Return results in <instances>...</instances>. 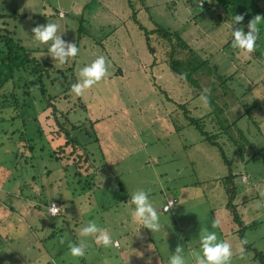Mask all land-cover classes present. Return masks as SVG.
Masks as SVG:
<instances>
[{
  "label": "rangeland",
  "instance_id": "rangeland-1",
  "mask_svg": "<svg viewBox=\"0 0 264 264\" xmlns=\"http://www.w3.org/2000/svg\"><path fill=\"white\" fill-rule=\"evenodd\" d=\"M187 1L0 0V28L27 49L47 50L50 42L34 41L31 29L52 22L79 49L76 73L97 56L106 62L99 82L54 102L65 112L74 107L72 121H92L70 132L90 156L86 165L76 168L69 156L54 158L64 138L50 134L59 126L54 119L48 126L44 104L13 109L15 115L0 109L2 117L15 116L12 123L0 121V264H158L157 252L168 254L166 244L182 236L186 223L193 234L195 217L204 226L195 235L208 229L229 241L231 264H264V121L258 118L264 110L252 101L260 90L264 99L261 39L253 48H261L259 58L240 53L230 44L231 22L200 0ZM171 55L181 57L176 68ZM204 89L206 104L199 99ZM247 89L249 97L243 96ZM48 91L57 93L60 86ZM77 102L85 108L75 107ZM185 110L223 147L227 162L184 117ZM212 117L229 118V129L218 131ZM234 185L229 210L227 188ZM139 188L149 191L158 212L157 233L130 219L129 198ZM169 197L178 198V219L161 211ZM51 199L61 203L56 217L47 213ZM213 219L217 228L210 227ZM90 221L107 231L109 247L78 237ZM78 239L87 241L85 255L72 257L68 247ZM115 240L121 250L113 248ZM241 240L247 242L243 254ZM195 245L197 253L198 238Z\"/></svg>",
  "mask_w": 264,
  "mask_h": 264
},
{
  "label": "trees",
  "instance_id": "trees-1",
  "mask_svg": "<svg viewBox=\"0 0 264 264\" xmlns=\"http://www.w3.org/2000/svg\"><path fill=\"white\" fill-rule=\"evenodd\" d=\"M200 1H202L204 5L209 6L213 11L219 12L218 16L222 18L223 21L225 20L231 22L233 29L242 28L243 30H245L247 29V24L250 20H252L257 15L261 16L262 19L258 23V31H260V33L257 34V36L260 37H257V39H261L259 45L262 46V51L264 50V6L261 3L262 0ZM189 2L190 1L188 0L187 3ZM234 15L243 16V19L239 24L232 23L231 18ZM11 17L17 18L22 16L14 14ZM166 33L169 32L159 30V35H165ZM155 34L156 33H153V35ZM0 43L3 47H1L0 49V109H9L12 113H14L13 109L19 110V108L22 106H29L30 104L33 105V103L38 101L40 104H44L43 110L45 111V117L49 118L48 126L50 125L51 121H53L52 119H54L56 124L59 126L58 130L52 131L50 132V134L54 137L56 136L57 138L61 136H63L61 138H64L63 142L58 145L55 149V152L53 153L55 155L54 158L61 160L63 158H68L69 156L72 160V164L76 168L80 167L82 164L86 165L90 159V156L87 152L81 151V144L76 140V137L72 138L70 136V132H73L74 130H79L81 126L84 127L87 122L90 121L92 123V121L87 118L85 119V122L82 123L72 121L71 119H69V114L71 111H74V107H70L69 110H66L65 112L64 110H59L54 104V102L60 97H64L65 99H67L70 92H72L71 85L75 83L77 79V55L66 61L65 64L58 66L53 63L51 58L47 55V50L27 49L25 46L22 45V42L20 40H16L11 37L9 35V32L3 28H0ZM256 43H258V40H256ZM259 50L261 51V48H259ZM260 51L255 53L253 50L251 54L259 58L261 56V54L259 53ZM174 55L175 52L173 56ZM173 56L171 60V67L176 68L175 62L180 61L181 57L179 56L178 60H174ZM259 60H261V58H259ZM204 62L206 63V61ZM260 62L264 64V60H261ZM228 80H230V78L226 79V81ZM9 84L11 85V91L6 93ZM49 86H60V91H58L57 93H49ZM34 90H38L39 93L37 94L39 95L32 94ZM67 93L69 94L67 95ZM76 101L80 102V99L77 98ZM76 106L80 108H85V105L79 104L78 102L75 104V107ZM48 110L49 112L47 113ZM1 112L2 110L0 111V113ZM205 114L209 115V113ZM163 115H167L166 110L164 111ZM183 115L187 120L190 121L192 125L196 126V128L198 127L200 133L205 135L206 139L204 141H208L211 145H215L219 148L221 154H223L222 156L224 158V161L227 162L225 152L222 149L223 147L221 148V146H219L217 142H213L210 140L211 137L208 136V134H206L203 129H201V125L199 124V122H197V120H193L190 111H183ZM14 117L15 116H0V121H11L12 123ZM235 121H233L232 123L234 124ZM211 122L215 123L219 127L218 131L221 130L223 132L229 129V127H225V125H230L229 118H225V121L222 122L218 117H212ZM61 127H68L69 130ZM228 136L230 138V141H234L233 135L231 136L229 134ZM8 137L11 136L9 135ZM13 138L14 137L12 136V138L10 139L12 140ZM29 149H33V146L29 145ZM68 150L69 152L67 154ZM253 159H255V157ZM235 177V175L230 174L228 180L233 181ZM235 189V185L227 188V193L229 194V204L227 205L229 210L233 209L232 205L236 196ZM51 202H56L61 208V203L53 199L49 200L47 208ZM61 212L62 210L60 211V213ZM60 213L58 215H60ZM255 253L256 257L259 258V253L257 251H255Z\"/></svg>",
  "mask_w": 264,
  "mask_h": 264
},
{
  "label": "clouds",
  "instance_id": "clouds-1",
  "mask_svg": "<svg viewBox=\"0 0 264 264\" xmlns=\"http://www.w3.org/2000/svg\"><path fill=\"white\" fill-rule=\"evenodd\" d=\"M232 23L239 24L243 16L234 15ZM262 17L257 15L247 24L248 31L242 28L231 30V47L242 54H250L253 51L257 40L258 23ZM232 25V24H231ZM58 25L47 22L46 24H36L32 29V39L41 44L50 42L47 46V55L56 65H63L69 59L75 57L79 51L77 45L62 38L61 33H57ZM106 74V62L104 56H97L90 63L78 69L76 82L71 85V91L77 96L91 86L99 82ZM207 89H204L199 97L204 104L207 103ZM131 207L129 209L130 219L133 223L143 226L152 233L161 230L162 225L157 210L150 200L149 191L139 188L134 190L129 198ZM172 203V202H170ZM57 207L53 206L49 214L54 215ZM219 221L213 219L210 223L211 228H217ZM78 237H91L97 245L107 248L112 243L111 237L105 229L99 227L94 222H88L81 226ZM199 251L194 254V264H231L233 256L232 245L227 240L218 239L215 231L201 229L198 234ZM247 242L241 240L239 251H244ZM87 241L78 239L74 244L70 243L68 252L72 257H82L85 255ZM168 264H187L183 252V247L177 246L174 252L168 257Z\"/></svg>",
  "mask_w": 264,
  "mask_h": 264
},
{
  "label": "crops",
  "instance_id": "crops-1",
  "mask_svg": "<svg viewBox=\"0 0 264 264\" xmlns=\"http://www.w3.org/2000/svg\"><path fill=\"white\" fill-rule=\"evenodd\" d=\"M199 6V5H198ZM205 6V5H204ZM200 7V6H199ZM59 14V13H58ZM263 60V59H262ZM261 61V60H260ZM259 65H261V64H259ZM262 66V65H261ZM264 67V66H263ZM248 94H251V91L249 90V89H247L246 91H244V94H243V96H247ZM261 90L257 93V94H255L254 95V98H252V101H253V103H254V105L256 106V105H258L259 107H260V109H263L264 110V106L262 105V101H263V103H264V99L261 97ZM252 96V95H251ZM248 97H249V95H248ZM258 103V104H257ZM261 116H263V115H261ZM258 118L261 120V121H264V118H261V117H259L258 116ZM262 125V124H261ZM261 127V126H260ZM167 200H176V203H175V205H173L172 207H171V209L168 211V212H164L163 210H161L164 214H171V216H170V219L172 218V217H174L175 219H178V213H176L177 211H176V207H177V204H178V198L177 197H169ZM167 200L163 203V205H162V207L164 206V204H166V202H167ZM48 213V212H47ZM52 217V216H51ZM195 217V216H194ZM182 220V219H181ZM203 219H199V218H194V220H193V234L191 235V232H192V229H190V225L189 224H191L190 222H188V223H186L187 224V227H185V230H183V228H182V236H180V237H175L174 239H173V241L170 243V244H166V248L165 247H163V248H165L166 250H167V252H168V254L169 255H171V252H174L175 251V248L177 247V246H185L186 248H185V250H184V248H183V252H184V255H185V258H186V262H187V264H194V259H193V256H194V254L196 253V252H193V249L194 248H196V245H195V240H197V238H198V236L197 235H195V230L198 228V227H200V226H202V227H204L201 223H199L198 224V226H197V223H196V221H202ZM203 222V221H202ZM179 229L181 228V226H179L178 227ZM201 228V227H200ZM181 230V229H180ZM176 234V233H175ZM128 235H129V233H128ZM128 235H126V236H128ZM50 236H51V234H50ZM179 236V235H178ZM162 237V236H161ZM160 237V238H161ZM159 242H162V243H164L163 242V238H161L160 240H159ZM129 243H131V241H129V242H126V245L127 244H129ZM152 243H154V241H152ZM133 244V243H132ZM161 245V244H160ZM159 244H155V246H156V248H160L159 246H160ZM246 247V246H245ZM113 248L114 249H118V250H121L122 248H123V244L121 243V242H118L117 240H115L114 242H113ZM161 249V248H160ZM246 249H247V247H246ZM162 250V249H161ZM158 251V250H157ZM158 253V255H157V259H158V264H166V262L168 263V257H169V255L168 254H166V253H159V251L157 252ZM240 254H243L244 253V251L243 252H239ZM161 256H162V258H161ZM162 259V260H161Z\"/></svg>",
  "mask_w": 264,
  "mask_h": 264
},
{
  "label": "built area",
  "instance_id": "built-area-1",
  "mask_svg": "<svg viewBox=\"0 0 264 264\" xmlns=\"http://www.w3.org/2000/svg\"><path fill=\"white\" fill-rule=\"evenodd\" d=\"M200 3L203 4L202 1H201ZM62 16H63V15H62ZM170 202H172V203H170ZM174 204H175V200H168V201L166 202V204H164V206L162 207V210H163L164 212H168ZM53 206L57 207V210L55 211V214H54V215H51V214H49V213H50V211L52 210V207H53ZM47 210H48V214H49L50 216L54 217V216H57V215L60 213L61 208H60V206H59L56 202H51L50 205L48 206Z\"/></svg>",
  "mask_w": 264,
  "mask_h": 264
}]
</instances>
